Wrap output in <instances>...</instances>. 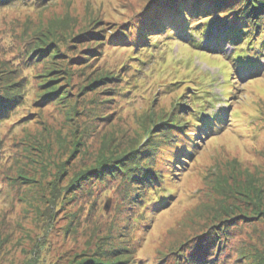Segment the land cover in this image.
Returning a JSON list of instances; mask_svg holds the SVG:
<instances>
[{
    "label": "rangeland",
    "instance_id": "obj_1",
    "mask_svg": "<svg viewBox=\"0 0 264 264\" xmlns=\"http://www.w3.org/2000/svg\"><path fill=\"white\" fill-rule=\"evenodd\" d=\"M52 1L44 0L41 7L30 2L0 7V73L20 68L30 88L26 105L18 112L15 106L10 118L0 123V264H69L113 246L131 250L125 251L132 254L130 264H181L197 251L209 260L218 251L224 264H264V66L257 75L244 68L238 75L223 51L207 48L220 39L222 27L197 49L163 39L146 75L132 81L129 95L104 103L114 95L113 86L90 87L100 70L95 65L85 68L88 62H67L88 54L91 39L80 40L81 33L119 27L113 34L121 36L139 19L148 0H54L47 5ZM118 44L121 41L106 44L99 62L122 76L137 52ZM37 46L65 54L54 61L71 77L63 87L70 92L62 101L57 102L63 95L44 105L34 103L43 90L38 87L41 77H33L43 72L42 64L29 67ZM225 46L231 53V46ZM257 55L250 58L262 64L264 55ZM50 78L45 73L42 80ZM115 84L120 90L126 87ZM189 97L198 98V109L211 107L207 114L224 108L227 123L201 136L193 159L175 170L177 176L167 177L169 205L141 214L132 191L126 197L119 179L95 178L71 201L63 198L75 173L102 155L136 148L154 118L174 112L175 119L180 115L188 120ZM207 98H214L212 105ZM115 109L118 113L107 119ZM189 128L194 130L193 123ZM171 150L157 151L154 168L165 176ZM231 217L238 218L237 226ZM224 218L230 219L228 224L218 223ZM228 225L232 232L226 230ZM211 236L213 256L197 249Z\"/></svg>",
    "mask_w": 264,
    "mask_h": 264
},
{
    "label": "trees",
    "instance_id": "obj_2",
    "mask_svg": "<svg viewBox=\"0 0 264 264\" xmlns=\"http://www.w3.org/2000/svg\"><path fill=\"white\" fill-rule=\"evenodd\" d=\"M57 1L53 0L47 5ZM14 2H21L25 5L30 2L33 6L44 4V0H0V7L11 5ZM145 5L146 8L138 14L139 19L127 30L122 31L121 36H114L113 34L119 27L110 32L107 31V28H100L81 33L79 35L80 40L91 39V46L85 49L88 54L86 56L80 54L77 59L70 58L67 62V65L70 61H75V64L88 62L85 68L95 65L100 70L94 69L93 72L99 71L101 74L92 82L93 84L90 87L96 84L113 86L114 95L104 103H113L112 101L115 99H121L124 95H129L132 89V81L135 80V83H137L141 78L140 75H146V68L148 70L151 58L155 56V48L160 45L163 39H165L164 41L177 39L197 49L198 46H202V40L210 39L216 27H222L225 31L220 39L211 40L212 42L208 44L207 48L223 51L224 57L229 58L233 62L232 65H236L234 68L238 71V75H240L239 71L242 68L252 75L262 72L264 62L260 64L259 59L250 58V56H256L258 53L257 57L264 55V0H148ZM226 12L228 13L223 14L222 17L217 15ZM107 33H110L108 38H106ZM132 33L137 34L134 39L131 38ZM154 38H158V40L154 42ZM111 41H121L118 46L122 45V47L131 48L133 52H137L135 56L131 57L133 64L123 67L128 71L122 76L114 72L115 68H108V63H104L105 67H103L99 62L104 47H106V44L109 45ZM225 44L231 46V53L226 52ZM48 48L51 47L41 48L37 46L34 50L33 59L29 61L31 63L29 67L42 64L44 68L43 72L33 76L34 79L41 77L38 87L43 90L38 92L40 95L38 94L37 101L34 102L40 105L52 102L61 95L63 96L57 102L62 101L70 92V90H63L64 85L71 81L68 69L58 68L59 66L56 67L57 63L54 62L64 58L65 54L59 52L57 48L53 50L54 52H49L47 51ZM50 53H52L51 56ZM147 55H150V57ZM53 65H55L54 68L50 70L49 67ZM128 68L134 69V72L138 75L130 74ZM19 72L20 68H15L13 74L12 72L0 73V123L10 118V113L15 106L18 108L15 111L18 112L20 108L26 105V95L30 91L29 80L27 76H23L22 72L21 74ZM45 73H50L52 78L43 81L42 77ZM60 79H64V82L58 85ZM116 82H123L126 87H122V90H120L117 88L118 84H115ZM55 83H57V86H55ZM114 85L116 89H114ZM189 98L188 105H190L191 114L188 120H185L182 116L183 120L179 117L180 115L177 116L178 119H175L174 112L169 117L162 114L156 119L154 118L150 125L145 126V136L136 148L124 149L119 153L112 152L109 156L102 155L92 166L75 173L69 186L64 188L63 198L71 201L80 190L85 191L88 183H93L95 178L107 182L111 179H119L121 186L126 189V197L128 191H132V197L137 200V207H140L141 214H150V207H153V211L157 212L169 205L172 194L167 193L166 183L169 182L167 177L177 176L175 170L180 171L187 161L190 162L193 159V153L200 147L198 141L202 142L201 136L213 134L227 123L226 114L223 113L222 115L224 108L220 112L207 114L211 107L204 106L202 109H198V104L194 103L198 98ZM214 98H207L205 101L212 105ZM114 113H118V109L108 114L107 119L112 117ZM28 115L23 116L22 119ZM192 123L195 133L190 128L188 129ZM1 141L0 164L4 140L1 139ZM164 145H168V148ZM159 148H165L167 151L173 148L170 151L171 154L165 160L167 169H169L168 176L164 175L162 169L156 170L154 168ZM165 149L158 152H163ZM56 197H54V200ZM131 199H129V202ZM234 216L238 217L237 214ZM233 217L230 219H233ZM215 218H219V216H215ZM230 219L224 218L218 223L227 222L226 224H228ZM236 219L238 218L231 220L234 221L233 225L235 226L238 225ZM226 227V230L232 232L231 225ZM221 234L216 237L221 239ZM214 242L215 237L211 236L204 242L199 243L197 249H202L205 252L208 250V254L213 256L211 244ZM125 251L131 250L113 246L111 250L105 253H94L82 257L80 260L74 259L69 264H130L129 261L133 258L132 254H126ZM215 253L214 257L209 260L207 255L203 256L197 251L195 254L185 256V260L181 264H224V261L219 263L221 253L218 251Z\"/></svg>",
    "mask_w": 264,
    "mask_h": 264
}]
</instances>
